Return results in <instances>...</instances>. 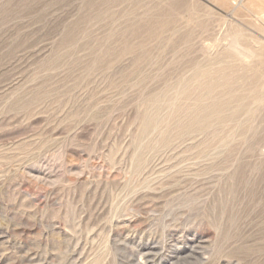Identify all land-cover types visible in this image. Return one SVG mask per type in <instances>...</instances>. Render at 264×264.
<instances>
[{"label": "rangeland", "instance_id": "1", "mask_svg": "<svg viewBox=\"0 0 264 264\" xmlns=\"http://www.w3.org/2000/svg\"><path fill=\"white\" fill-rule=\"evenodd\" d=\"M174 1L0 0V264H264V101L201 4L264 32Z\"/></svg>", "mask_w": 264, "mask_h": 264}, {"label": "bare ground", "instance_id": "2", "mask_svg": "<svg viewBox=\"0 0 264 264\" xmlns=\"http://www.w3.org/2000/svg\"><path fill=\"white\" fill-rule=\"evenodd\" d=\"M208 1L217 4L218 6L223 8L224 10L233 9V8H235L236 5L239 6V8L237 9V13H236L237 16L239 18L245 20V21L247 20L248 22L252 23L258 30L264 32V0H208ZM208 1H207V3H208ZM182 3L184 4L183 0H175L171 4V6H173V7H175V6L181 7L180 5ZM190 3H191V7H193V5L195 3H199L200 4V2L198 0H190ZM201 5H203V7L208 9V11H210V14L213 13V14L219 16L221 18V23L219 24L220 30H224L225 29V35L224 36H220L219 33H216L215 30L211 29L210 27H207V28L206 27H201L200 34L209 33L208 37L203 40L202 45L206 48V44H207V42H209V47L208 48H210L212 50L216 49V48L218 49L216 54L209 53L210 54L209 56H210L211 59L209 60L208 66L210 67V64H212V63L223 62V61H226V60H229V59L230 60H239L241 62H246L247 60H253V61L249 62L247 64V66L243 67L242 69H239L238 70L239 76H238L237 79H234V80H242L244 82L243 83L244 86L241 87L242 89L234 88V87L231 86V87H229L228 89L225 90L226 91L225 93L227 95H229L232 99L237 101V106H236L237 107L236 109L238 110L237 112H244L245 109H248V108L250 109V102H251L252 98H254L253 101L255 102V104L259 105V103L264 101V69H263L264 68L263 67V65H264V42L258 36H254V35L250 34L248 31L243 29L237 23H234L232 21L227 20L228 17L226 15H220V14L214 12L210 6H207L209 4L206 5V4L203 3ZM185 17L187 19L188 16H185ZM230 38L233 39V41L236 43V48H235L236 54H233L231 51H228V50H222V48H224L223 47V45H224L223 43L225 41H228ZM188 41H190V40H187L185 42H188ZM208 52H210V51H206L205 53L207 54ZM182 53H183V51H182ZM205 64H202L201 66H203ZM204 68L206 69L205 66H204ZM200 69H202V68H200ZM204 71H206V70H204ZM205 73L203 75H206ZM195 74H197V73H195ZM218 78L219 77H217V79ZM213 79H214V77H213ZM223 81H225V80H223ZM223 81H222V83H223ZM187 82H189V81H187ZM253 85H256L255 87L259 88L260 92L258 93V95H257V93L255 94L256 97H249L250 101H249V103L247 105L245 103V97H244L245 95H243V94L247 93V89H246L247 87H250V86H253ZM212 87H213V84L211 83V84H209V86L206 87V89H208V91L209 90L211 91ZM220 87H222V86H220ZM224 87H225V84H224ZM260 87H262V88H260ZM238 90L240 92H238ZM214 91H216V90H213V92ZM205 94H203V95H205ZM199 102H203V101L200 100ZM215 103H214L215 105L212 104V108L214 107L216 109L215 110L216 114L217 113L222 114L223 112L224 113L227 112V110H226L227 108H223V107L226 106V104L221 109H219V108L217 109L215 107L217 105V100H216ZM230 103L233 105L236 102H230ZM227 105H230V104L228 103ZM194 107H196V106H194ZM205 108H206V106H205ZM208 108H209V106H208ZM228 111H229V109H228ZM201 114H203V113H200V115ZM235 115H236V113H235ZM201 117H199V118H201ZM226 117L227 116H225V118ZM213 118H215V117H213ZM228 118H229V120L232 119L229 116H228ZM204 120H205V118H204ZM207 120L208 119H206V121ZM209 120L211 121V119H209ZM198 125H200V124L198 123Z\"/></svg>", "mask_w": 264, "mask_h": 264}]
</instances>
